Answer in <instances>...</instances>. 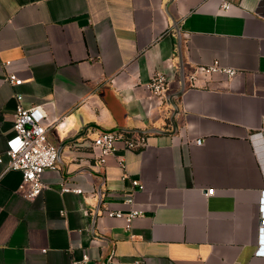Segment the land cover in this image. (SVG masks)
Masks as SVG:
<instances>
[{
	"label": "crops",
	"instance_id": "obj_1",
	"mask_svg": "<svg viewBox=\"0 0 264 264\" xmlns=\"http://www.w3.org/2000/svg\"><path fill=\"white\" fill-rule=\"evenodd\" d=\"M229 1L224 11L220 0H0V154L17 106L51 102L61 122L47 133L56 168L34 200L0 163V264H71L84 252L85 264H264V0ZM181 61L184 77L213 62L237 73L185 77L177 112L165 100L146 116L152 74L179 91ZM111 130L147 144L117 142L97 164L90 144ZM63 180L82 193L60 192ZM130 196L142 214L128 229L106 214L129 210Z\"/></svg>",
	"mask_w": 264,
	"mask_h": 264
},
{
	"label": "built area",
	"instance_id": "obj_2",
	"mask_svg": "<svg viewBox=\"0 0 264 264\" xmlns=\"http://www.w3.org/2000/svg\"><path fill=\"white\" fill-rule=\"evenodd\" d=\"M229 0H220V9L227 10L230 7ZM12 62H2L6 70V80L10 85L18 86L22 79L10 70ZM211 72H221L228 77H234L237 73L235 69L221 66L218 62H213L209 66L195 67L186 74V81L195 85V81L201 74ZM171 80L166 73L154 72L146 84L147 95L141 98L140 102L146 113L151 116L153 110L162 105L167 97ZM179 83V82H178ZM15 98L19 100L20 94L15 93ZM51 102L35 104L29 108L17 106L14 120L13 133L8 136L5 142V150L0 154V163L4 164V170H15L21 173V182L18 186V192L27 200H34L47 187L43 176L47 170L56 168L57 148L54 143L48 139V131L56 125L61 124L60 117L50 112ZM264 124V119H263ZM122 142L125 149L136 150L143 149L146 146V136L139 133H127L118 130L102 131L91 142L90 149L93 158L97 164H104L105 158L113 154L116 150V143ZM196 144H201L200 139L194 140ZM122 165V159H120ZM264 175V170H263ZM123 178L126 177L124 174ZM133 187L143 188L138 179H132ZM60 192L82 193L80 188L72 187L66 181L60 182ZM214 188H209L206 196L212 195ZM126 202L131 205L129 210H112L107 212V216L122 219L126 228L130 229L134 218L140 216L142 212L132 207L133 199L128 197ZM259 227L264 229V216L259 218ZM45 252V249L41 250ZM89 259L87 253H83L81 259L72 260L71 264H85Z\"/></svg>",
	"mask_w": 264,
	"mask_h": 264
},
{
	"label": "water",
	"instance_id": "obj_3",
	"mask_svg": "<svg viewBox=\"0 0 264 264\" xmlns=\"http://www.w3.org/2000/svg\"><path fill=\"white\" fill-rule=\"evenodd\" d=\"M180 67H181L180 68V90L179 91H176V92H173V93H170L166 97L167 102H169L170 104H172V106L174 107V114L177 112V108H176V106H175V104L173 102V98L174 97H177L178 95H180L181 92L184 90V88L186 86L184 72H183V69H182V61H181ZM173 129H175V124H173Z\"/></svg>",
	"mask_w": 264,
	"mask_h": 264
}]
</instances>
